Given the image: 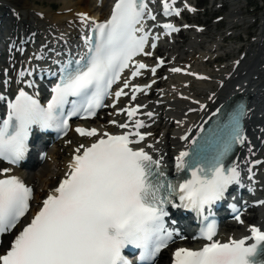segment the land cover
Returning <instances> with one entry per match:
<instances>
[{
	"label": "snow or ice",
	"instance_id": "6c2138e0",
	"mask_svg": "<svg viewBox=\"0 0 264 264\" xmlns=\"http://www.w3.org/2000/svg\"><path fill=\"white\" fill-rule=\"evenodd\" d=\"M171 2L174 4L175 0ZM161 3L165 16L180 15L169 0ZM78 15L81 23L92 25V35L85 37L89 43L87 53L51 72L59 76V82L52 87L46 106L23 89L8 103V117L0 123V160L11 164L22 161L34 126L66 131L68 117L81 113L84 114L81 118L94 116L97 109L106 106L105 98L113 95L110 90L121 81L125 70H130L131 75L122 81V87L115 91L113 103L108 107L116 108L122 96L135 102L138 93L147 95L155 83V80L143 86L133 83L142 70L155 76L164 65L158 57L155 66L150 68L136 60L138 56H152L148 48L155 49V41L159 39L145 26V20L156 19L145 0H116L106 22L90 20L83 13ZM162 27L179 31L172 24ZM4 71L7 73V69ZM169 71L195 75L180 67ZM34 72L30 67L21 69L16 82L33 87L34 82L27 77ZM0 100L4 96L0 95ZM193 103L199 104L200 110L206 108L198 101ZM145 107L130 104L117 109L116 115L126 114L127 120L109 123L124 130L120 134L76 127L80 137L94 138V141L74 149L64 178L18 232H15L17 226L30 212L34 190L16 176L0 179V237L15 233L10 247L0 254V264H130L124 255L129 247L140 251L142 261L154 260L173 239L174 233L166 227L169 209L210 215L212 207L227 198L230 186L240 184L239 165L233 162L227 166L225 160L233 153L234 145L245 143L240 121L247 113L246 108L233 113L227 123L208 129L206 135L201 127L199 139L188 134L179 137L190 141L192 151H180L174 157V166L177 172H190V178L174 183L168 178L163 156L154 158L140 146L151 134L141 131L148 125L139 115L149 119L154 115L151 111L142 113ZM259 163L262 162L255 161L253 166ZM253 177L254 173L249 180ZM208 215L204 216L205 220ZM235 219L242 223L239 216ZM249 232L250 236L230 238L222 243L213 239L216 225L209 222L201 235L210 243L199 250L176 249L173 264H264V230L251 226ZM250 240L252 243H248Z\"/></svg>",
	"mask_w": 264,
	"mask_h": 264
},
{
	"label": "bare ground",
	"instance_id": "6f19581e",
	"mask_svg": "<svg viewBox=\"0 0 264 264\" xmlns=\"http://www.w3.org/2000/svg\"><path fill=\"white\" fill-rule=\"evenodd\" d=\"M44 0H0V18L2 16L6 18V23L0 26V65L8 64L11 66V69L8 74L12 77L14 74V68H17L19 65L24 66L27 60V56L35 55L40 50V44L46 46L48 40L51 37L56 39V42L64 36L65 30H74L75 13L86 14L87 16L94 14L93 9L96 7V11L101 8V1L99 4L95 3V0H58L57 6L54 5L55 0H45L48 1L47 5L43 3ZM241 0H232L231 7L223 15L227 20L229 26L226 29L238 25L244 20L242 18L243 3ZM43 3V4H42ZM42 4V5H41ZM212 10H209V14ZM202 18V17H201ZM261 23L259 34L253 39L254 47L246 48L247 51H250L249 57L241 61V69L234 73L232 78H229L227 74L228 71L232 69L234 61H238L239 57L232 59L227 67L225 62L223 64L217 63L213 68L210 66H202V72H205L207 75L206 79H196L193 78H175L171 79L169 83L162 86L160 91L163 92V96L157 98L165 99L166 105L164 109L166 113L162 112V109L159 108L157 112V104L154 102L152 111L154 113L151 119H154L159 113L160 118L172 116L180 121L181 123L178 126H187L193 128L194 125H198L205 113H207L215 104L220 101L225 100L227 96L236 92L239 88H243L244 91H250V79L255 78L257 81L255 91L249 95L248 107L250 108L248 113H252L251 118L255 119L249 124V129L256 130L257 124L259 122L264 123V12H262ZM202 22V21H201ZM223 23V22H222ZM251 23V22H250ZM249 23V24H250ZM220 24V23H219ZM213 28L208 27V29H200L199 34L196 37L189 36L190 39L180 43L178 39L174 44L167 48L171 50L170 56L173 54L175 57L181 56L179 59L184 58L185 61L198 60L199 62L203 61V56L208 53V57L211 56H222L223 54L230 53L234 55V50L236 46H231L228 43L223 41L227 38H231L234 35H231V32L222 30L221 33L214 34ZM52 33L58 34L57 37L52 36ZM23 44L26 47L27 52H17L14 50L13 45ZM52 45V43L50 44ZM5 46V52H4ZM190 53L189 52L192 51ZM221 49V51H215ZM165 51H162L161 54H164ZM4 53V54H3ZM2 54V56H1ZM262 57V59L259 58ZM209 57V58H211ZM226 66V68H225ZM201 67V66H198ZM205 68V69H204ZM216 75V82H212L210 78ZM229 78V79H228ZM228 79V80H227ZM226 85L224 86V83ZM220 83V86H219ZM224 86V87H223ZM157 92V94H158ZM209 95L212 99H206L205 97ZM174 96L187 97L184 102L175 100ZM156 98V95L154 96ZM204 100L206 104L211 105L206 107L204 110L199 109V104L193 103V101H198L203 103ZM187 105L192 107L195 111H190L189 114H184V111L181 109ZM259 118H256V117ZM149 120V118H148ZM172 122L170 123V125ZM171 127V126H169ZM158 137L156 143L151 144L152 153L159 157L160 153L164 155L168 151L172 150L176 146V141L174 140L173 134L157 132L154 137ZM61 147L66 150V144L61 143L56 150H52L49 153L50 158L55 162L56 168H59L60 160L65 159L64 151L59 153L57 150ZM238 163V160H236ZM56 174L55 170H51L48 166V161L44 160L40 163L32 172L26 176L27 180L34 184L35 193H43L46 188L51 185L53 175ZM263 210L260 212V214ZM264 216V214H263ZM239 225H234V228H238ZM225 234H219V236H224ZM162 259L158 262L160 263Z\"/></svg>",
	"mask_w": 264,
	"mask_h": 264
},
{
	"label": "rangeland",
	"instance_id": "374dc122",
	"mask_svg": "<svg viewBox=\"0 0 264 264\" xmlns=\"http://www.w3.org/2000/svg\"><path fill=\"white\" fill-rule=\"evenodd\" d=\"M244 5H243V19L242 20H246L243 23H241L240 25H236L233 26V28L231 29H227L229 31H231V35H233L234 33L236 35H234L233 37L230 38V41L227 42V39H225L223 42L224 43H234L237 46H240L242 44V46L240 47V50L245 51V48H252L254 45L251 44L252 41H250V37H255L259 31H260V25L259 23H261V13L264 12V0H242ZM221 0H212V1H208V0H202V4H201V10H203V12L199 13V15L197 16V20L199 21L198 17H206V19L204 20V22H202V24H209L208 27L213 28V32L214 34L212 36H214L215 34H218L219 31H221L223 28L227 27V20L225 19V17H223V15L229 10V5H227L226 2H222V5L220 7H218V3H220ZM44 4L47 5L48 1H43ZM42 3V4H43ZM252 3L255 4V7L252 6ZM41 4V5H42ZM59 4V3H57ZM57 4L52 5L57 6ZM212 10V12H210V14H208L209 10ZM221 20H219V22L213 21L215 18L217 17H221ZM252 20H255L252 24L248 25V22H251ZM205 21H207L205 23ZM223 22V23H222ZM220 23V24H219ZM208 29V28H207ZM263 30H264V25H263ZM182 38V37H181ZM183 39V38H182ZM219 52L221 51V49H217ZM236 50V49H235ZM237 52V51H236ZM236 52L234 51V53L236 54ZM245 59H247V57H249L250 53L245 51ZM229 57V54H223L221 56V58L217 59L219 62L223 63V61ZM213 66H215V64H212V68Z\"/></svg>",
	"mask_w": 264,
	"mask_h": 264
}]
</instances>
